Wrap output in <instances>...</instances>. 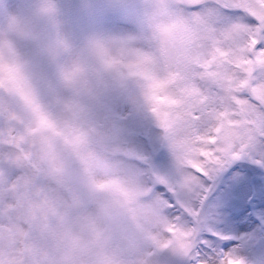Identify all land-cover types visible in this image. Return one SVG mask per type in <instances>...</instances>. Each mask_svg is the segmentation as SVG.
<instances>
[{"label":"rangeland","instance_id":"obj_1","mask_svg":"<svg viewBox=\"0 0 264 264\" xmlns=\"http://www.w3.org/2000/svg\"><path fill=\"white\" fill-rule=\"evenodd\" d=\"M24 1L31 5L13 8L12 0H0V63L20 65L22 90L51 126L40 123L18 92L0 87V180L17 169L24 177L14 188L27 179L36 184L30 209L12 205L20 197L26 202L29 185L20 197L14 189L0 191L1 202L12 199L0 204V264H185L160 248L165 237L159 199L177 205L165 215L179 217L181 227L200 225L205 252L223 249L244 264H264V173L239 164L208 202L200 224L184 211L199 213L226 167L237 158L264 161V148L230 160L211 178L196 174L198 181L181 189L178 181L192 172L179 164L150 111L170 104V97L157 88V99H147V84L158 75L148 39L154 35L167 61L179 58L193 31L171 7L175 0H104L88 9L75 8L73 0ZM52 17L59 20L54 26ZM217 38L232 47L243 33L229 29ZM95 42L120 62L105 66ZM73 65L83 71L67 82L62 72ZM30 126L39 131L31 142L42 141L36 169L23 150ZM51 127H62L64 135L50 139ZM77 184L94 191V199L75 205L69 192Z\"/></svg>","mask_w":264,"mask_h":264},{"label":"snow or ice","instance_id":"obj_2","mask_svg":"<svg viewBox=\"0 0 264 264\" xmlns=\"http://www.w3.org/2000/svg\"><path fill=\"white\" fill-rule=\"evenodd\" d=\"M171 7L193 31L179 58L167 61L155 48L154 35L148 39L146 47L156 62L158 75L147 84V99H157L152 91L157 88L170 97V104L153 105L150 111L179 164L192 172L178 181V187L184 189L198 181L196 174L211 178L230 160L258 146L264 148V0H175ZM229 29L242 31L243 39L225 47L217 37ZM93 49L107 67L120 62L106 57L100 42H95ZM82 71L79 65H73L62 76L73 82ZM22 82L20 65L0 63V87L10 86L11 91L18 92L37 113L40 123L51 126L31 94L22 90ZM256 162L264 166V161ZM156 203L159 227L165 237L162 250H171L190 264H244L231 251L205 252L201 245L206 240L200 238L197 227H181L176 222L179 217L169 219L165 215L177 205L163 199ZM184 211L198 216L194 209ZM217 239L227 237L219 235Z\"/></svg>","mask_w":264,"mask_h":264},{"label":"bare ground","instance_id":"obj_3","mask_svg":"<svg viewBox=\"0 0 264 264\" xmlns=\"http://www.w3.org/2000/svg\"><path fill=\"white\" fill-rule=\"evenodd\" d=\"M37 1H39V0H32V3L33 4H35V2H37ZM12 3L14 4L13 5V8H14V6L16 5V6H18L19 8H23L25 5H26V7H29L31 4H29V3H27V4H24L25 3V1L24 0H12ZM26 7H24V8H26ZM62 127H51V128H49L48 129V132H50L52 135H55L56 133L57 134H61V135H64V133H63V131H64V129H61ZM22 172H20V171H16V170H13V171H11L6 177H7V181L3 184V187L4 188H6V187H8V186H10V185H12V184H14V183H16L17 181H20V180H22L23 179V177H22ZM5 176V174H3V177ZM3 188V192L5 193V192H7L8 193V190L7 189H4ZM6 200V202H10L11 200H7V199H5ZM246 227V224L245 225H243V226H241L240 227V230H242V229H244ZM20 244V241L18 242H16V246L17 245H19Z\"/></svg>","mask_w":264,"mask_h":264},{"label":"water","instance_id":"obj_4","mask_svg":"<svg viewBox=\"0 0 264 264\" xmlns=\"http://www.w3.org/2000/svg\"><path fill=\"white\" fill-rule=\"evenodd\" d=\"M100 0H75V3H76V5H78L79 7H87V6H90V5H93V4H95V3H97V2H99ZM240 161H242V160H238V161H235V162H233L232 164H231V166L228 168V170L235 164V163H237V162H240ZM247 163V162H246ZM250 164H252V163H250ZM252 165H255V164H252ZM227 170V171H228ZM226 173V172H225ZM224 175V174H223ZM216 189V188H215ZM78 191H79V196H78V198L79 199H82V198H90L91 197V195H89L88 193H86L85 192V190L83 189V188H79L78 189ZM214 193V191H212L211 193H210V196L212 195ZM205 201H206V199H205ZM204 205V204H203Z\"/></svg>","mask_w":264,"mask_h":264},{"label":"flooded vegetation","instance_id":"obj_5","mask_svg":"<svg viewBox=\"0 0 264 264\" xmlns=\"http://www.w3.org/2000/svg\"><path fill=\"white\" fill-rule=\"evenodd\" d=\"M32 141H33L34 145H36L38 148H41V147H40V144L38 143V142H40L39 140H37V141H36V140H32ZM39 152H40L41 154L43 153V151L37 149V150H35V151H31V152H29V156H31V155L34 154V153L37 154V153H39Z\"/></svg>","mask_w":264,"mask_h":264}]
</instances>
